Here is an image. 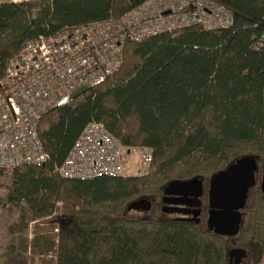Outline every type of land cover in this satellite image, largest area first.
<instances>
[{
    "label": "trees",
    "instance_id": "1",
    "mask_svg": "<svg viewBox=\"0 0 264 264\" xmlns=\"http://www.w3.org/2000/svg\"><path fill=\"white\" fill-rule=\"evenodd\" d=\"M143 1L0 2V79L26 42L118 18ZM211 1L229 11V27L190 26L125 42L117 71L42 116L38 135L48 162L10 170L5 200L22 205L23 218L24 211L43 219L39 249L52 255L49 264H227L230 238L206 228L205 193L198 223L170 217L157 204L170 181L197 177L206 189L235 159L249 155L260 166L264 155V0ZM91 119L126 150L149 148L150 172L87 180L54 174ZM255 180L235 236L251 264L264 250V194ZM146 190L150 210L127 211ZM57 204L62 219L54 227L45 217L57 214Z\"/></svg>",
    "mask_w": 264,
    "mask_h": 264
},
{
    "label": "built area",
    "instance_id": "2",
    "mask_svg": "<svg viewBox=\"0 0 264 264\" xmlns=\"http://www.w3.org/2000/svg\"><path fill=\"white\" fill-rule=\"evenodd\" d=\"M230 25L229 11L211 0H144L118 18L66 27L26 42L7 61L0 79V169L48 162L38 135L42 116L67 104L76 89L98 86L117 71L125 42L190 26L216 30ZM130 154L138 158L134 173L124 175V157ZM151 161L149 148L126 150L102 123L91 119L54 173L82 180L143 177Z\"/></svg>",
    "mask_w": 264,
    "mask_h": 264
},
{
    "label": "water",
    "instance_id": "3",
    "mask_svg": "<svg viewBox=\"0 0 264 264\" xmlns=\"http://www.w3.org/2000/svg\"><path fill=\"white\" fill-rule=\"evenodd\" d=\"M88 88L80 87L71 95L73 99L84 93ZM260 168L259 190L264 194V155L260 166L257 160L249 155L239 157L224 169L212 174L208 179L207 202L208 210L206 228L221 237H235L240 231L242 211L245 206L248 192L256 184L255 174ZM203 193L202 180L195 177L189 180H173L163 189L165 207L163 212L188 213L190 220L199 222L200 197ZM171 197V199H169ZM169 205H172L171 207ZM181 205L183 208H177ZM127 211L148 212L150 201L146 198L135 199L128 203ZM182 220H189L180 218ZM235 260L245 255L242 249L231 251Z\"/></svg>",
    "mask_w": 264,
    "mask_h": 264
},
{
    "label": "rangeland",
    "instance_id": "4",
    "mask_svg": "<svg viewBox=\"0 0 264 264\" xmlns=\"http://www.w3.org/2000/svg\"><path fill=\"white\" fill-rule=\"evenodd\" d=\"M23 0H0V2H19ZM127 158V161H126ZM137 156L133 157V154L124 157L125 171L124 175H130L134 173V161L137 160ZM131 162V163H130ZM134 165V166H133ZM257 175L260 176V168L257 171ZM12 177L10 170H5L0 174V264L7 262L8 264H49V260L52 259V255L42 253L39 248L41 247V240H43L42 229L44 228L43 219H33L32 215L28 212L26 214L23 211L24 218L21 216L23 210L22 205H15L5 200L7 187L9 180ZM143 193H146L143 194ZM138 199L146 198L151 199L147 194V190L142 192ZM144 195V196H143ZM153 198V197H152ZM159 200V199H158ZM157 200V201H158ZM153 204V203H152ZM151 204V205H152ZM159 207V205H158ZM58 212L47 215L45 219L49 223H52L54 227L58 225V221L62 218V210L60 204L56 205ZM133 215H143L147 212L129 211ZM53 220L51 221V219ZM245 214L242 211V220L245 221ZM38 228V229H37ZM26 242L27 250L23 251L20 244ZM235 249H242L244 247L238 241L237 237L230 238L227 241V250L235 251ZM246 254V253H245ZM227 264H251L249 257L244 255L235 260L234 254L227 257ZM258 264H264V250L261 259Z\"/></svg>",
    "mask_w": 264,
    "mask_h": 264
},
{
    "label": "flooded vegetation",
    "instance_id": "5",
    "mask_svg": "<svg viewBox=\"0 0 264 264\" xmlns=\"http://www.w3.org/2000/svg\"><path fill=\"white\" fill-rule=\"evenodd\" d=\"M258 170H259V169H258ZM256 176H258L257 173L255 174V177H256ZM202 184H203V181H202ZM164 187H165V186H164ZM164 187H162V189H161V194H160V196H159V201L157 202V204L159 205V209H160V211H161L162 213H164V214L170 216V217L185 218V219H189V220H187V221H189V222H194V221H191V220H190L191 215L188 214V213L181 214V213H168V212H163L162 208L165 207V205L162 203V200H163V198H164V194H163V189H164ZM207 188H208V182H207L206 189H205L204 186H203V193H202V196H203L204 193L206 194V209H205V211H206V217H207V210H208ZM202 196L200 197V205H199V209H200L199 221H200V218H201L202 208H203V206H202ZM164 199H166V198H164ZM169 199H171V197H169ZM149 201H150V208H151V206H152L151 204L153 203V198L151 197V199H149ZM169 206L171 207L172 205H169ZM175 207H177V208H183V206H181V205H175ZM149 210H150V209H149ZM194 223H195V222H194ZM205 223H206V218H205ZM231 238H232V237H231ZM244 251H245V250H244ZM230 253H231V251L228 252V258H230V256H231ZM245 253H246V252H245ZM245 255L247 256V254H245Z\"/></svg>",
    "mask_w": 264,
    "mask_h": 264
},
{
    "label": "bare ground",
    "instance_id": "6",
    "mask_svg": "<svg viewBox=\"0 0 264 264\" xmlns=\"http://www.w3.org/2000/svg\"><path fill=\"white\" fill-rule=\"evenodd\" d=\"M41 167V166H40ZM53 173H54V169H53ZM55 174V173H54ZM66 179H68V178H66ZM73 179H75V178H73Z\"/></svg>",
    "mask_w": 264,
    "mask_h": 264
}]
</instances>
